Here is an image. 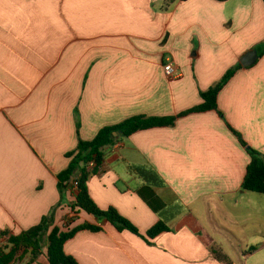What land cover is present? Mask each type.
I'll use <instances>...</instances> for the list:
<instances>
[{
    "label": "crops",
    "instance_id": "crops-1",
    "mask_svg": "<svg viewBox=\"0 0 264 264\" xmlns=\"http://www.w3.org/2000/svg\"><path fill=\"white\" fill-rule=\"evenodd\" d=\"M239 65L218 112L119 133L89 178L101 210L143 236L170 232L144 239L73 212L59 175L80 140L133 117H178ZM229 127L264 157V0H0V234L53 214L65 232L101 228L65 244L78 264H264V195L242 189L251 157ZM16 264H50L48 244Z\"/></svg>",
    "mask_w": 264,
    "mask_h": 264
},
{
    "label": "trees",
    "instance_id": "trees-1",
    "mask_svg": "<svg viewBox=\"0 0 264 264\" xmlns=\"http://www.w3.org/2000/svg\"><path fill=\"white\" fill-rule=\"evenodd\" d=\"M180 0H168V6ZM218 2H227L228 0H215ZM241 69L237 66L230 70L223 80L214 88L202 94L203 104L182 115L174 118H147L143 116L133 117L123 123L106 127L102 129L92 141L80 140L78 148L67 155L70 164L67 170L59 175V190L64 192L66 189H74L73 182L78 181V189L76 192V202L72 206L73 212H85L98 220H106L112 224L119 232L128 231L136 236L144 239H154L162 233L170 232L164 225L159 224L151 229L146 236H143L139 229L133 225L128 219L122 216L116 209L101 210L92 199L88 181L91 175L96 173L104 163V150L107 147L115 146L118 139L115 133H121L123 137H130L133 134L148 130L155 127L172 126L177 119L194 113L207 111L218 112V96L222 89L233 78L235 73ZM238 138L241 145L247 149L251 157V163L247 169V174L242 189L248 192L264 195V157L257 151L250 148L241 135L229 127ZM96 162V167L92 170L88 169V165ZM100 232L101 228L92 225H81L70 231H63L55 227L53 214L44 217L41 223L23 232L18 236L9 235L8 233L0 234V264H16L24 255L31 252L33 260H36L43 251L46 243L48 244V258L50 264H78L71 256L65 253V244L73 239L80 231ZM5 239V240H4ZM4 240V241H3ZM1 242L6 243L5 247H1ZM219 257L217 251L214 252Z\"/></svg>",
    "mask_w": 264,
    "mask_h": 264
},
{
    "label": "water",
    "instance_id": "water-1",
    "mask_svg": "<svg viewBox=\"0 0 264 264\" xmlns=\"http://www.w3.org/2000/svg\"><path fill=\"white\" fill-rule=\"evenodd\" d=\"M258 58H259L258 52L252 51L243 58V60L241 61V65L243 68H250L256 64ZM114 136L118 137L119 133H115Z\"/></svg>",
    "mask_w": 264,
    "mask_h": 264
},
{
    "label": "built area",
    "instance_id": "built-area-1",
    "mask_svg": "<svg viewBox=\"0 0 264 264\" xmlns=\"http://www.w3.org/2000/svg\"><path fill=\"white\" fill-rule=\"evenodd\" d=\"M165 73L167 75V77H173L174 74H175V69L173 67L172 64H169L165 67ZM96 167V162L95 161H92L89 165H88V169L89 170H92ZM73 185H74V189L77 190L78 189V181H74L73 182Z\"/></svg>",
    "mask_w": 264,
    "mask_h": 264
},
{
    "label": "rangeland",
    "instance_id": "rangeland-1",
    "mask_svg": "<svg viewBox=\"0 0 264 264\" xmlns=\"http://www.w3.org/2000/svg\"><path fill=\"white\" fill-rule=\"evenodd\" d=\"M1 247H5L6 243L1 242Z\"/></svg>",
    "mask_w": 264,
    "mask_h": 264
}]
</instances>
